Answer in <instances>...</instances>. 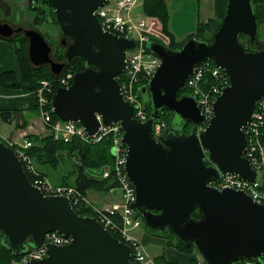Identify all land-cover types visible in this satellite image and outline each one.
I'll list each match as a JSON object with an SVG mask.
<instances>
[{
	"label": "water",
	"instance_id": "95a60500",
	"mask_svg": "<svg viewBox=\"0 0 264 264\" xmlns=\"http://www.w3.org/2000/svg\"><path fill=\"white\" fill-rule=\"evenodd\" d=\"M106 1L48 0L64 35V61L52 58L51 45L36 29L0 24V34L24 33L31 63L49 65L56 75L75 59L85 62L86 69L75 73L69 87L55 91L53 111L64 121L80 122L90 136L102 125L121 124L122 144L128 149L125 170L136 188L132 207L147 226L175 236L187 247L195 245L207 264L261 259L264 205L245 191L208 184L223 173L249 181L257 176L244 155V127L256 101L264 97V48L249 47L258 44L260 31L253 0H227L225 16L211 41L192 37L178 49L157 41L147 44L161 64L142 90L145 108L152 109L146 122L134 117V106L124 99L116 78L126 68V52L137 42L103 29L94 11ZM209 59L227 72L230 85L215 100L207 127L200 129L205 117L197 99L181 93L195 67ZM164 110L174 113L171 129L156 139L154 124ZM186 122L192 124L189 134L183 130ZM196 210L199 218L193 216ZM0 231L4 234L0 244L19 255L42 246L46 233L71 237L69 245L48 244V255L30 264H130L132 256L131 246L94 215H80L68 197L45 195L34 186L14 148L2 138Z\"/></svg>",
	"mask_w": 264,
	"mask_h": 264
},
{
	"label": "built area",
	"instance_id": "2783aa9c",
	"mask_svg": "<svg viewBox=\"0 0 264 264\" xmlns=\"http://www.w3.org/2000/svg\"><path fill=\"white\" fill-rule=\"evenodd\" d=\"M142 0H107L106 3L97 8L94 13L99 18L104 30L118 36L132 38L137 42V47L126 52V68L122 74L117 76L121 86V92L126 101L134 106V117L142 122L151 118L146 110L144 102L140 97V90L148 86L151 78L158 69L161 59L148 50L147 44L152 31L147 26V20L143 14H136L137 6ZM32 7H37V0H28ZM59 77L54 81L41 80V87L36 94L38 98L39 114L47 127L49 133L55 140L70 142L74 137L81 140L97 143L106 136H111L112 166H102L100 178L111 179L115 184L110 191L118 190L121 201L98 208L94 211L95 217L114 236L132 248L130 264H157L155 258L149 252L144 240L138 237L136 230L141 228L143 217L132 207L136 200V188L125 170L128 149L122 144L124 131L119 122L106 127L101 126L99 132L90 136L84 126L78 121L54 120L52 117L51 96L55 93V85L69 87L74 79L73 67L64 68ZM125 78L128 83L125 82ZM138 84V85H137ZM230 85V77L227 72L219 67L213 60L209 59L198 64L187 81L186 88L198 102L199 108L205 117L200 129H205L209 120L214 115V103L223 89ZM98 118H100L98 116ZM167 124L165 121L156 119L154 124V138L165 134ZM247 137V148L244 155L256 170L257 176L254 181L241 178L235 173H223L216 180H210L208 184L219 189L232 188L245 191L256 203L264 205V97L259 98L252 113V117L244 127ZM15 149L31 183L38 187L45 195H64L69 198L75 210H80L86 199L75 188L55 186L41 175L33 163V157L28 149L33 145L29 139L23 142H9ZM80 208V209H79ZM0 231V240L3 238ZM71 237L59 232L46 233L42 246L29 248L14 264H30L32 260H41L48 255L47 245H68ZM261 259H244L242 264H261ZM263 263V262H262ZM203 264V262H199Z\"/></svg>",
	"mask_w": 264,
	"mask_h": 264
},
{
	"label": "trees",
	"instance_id": "16d2710c",
	"mask_svg": "<svg viewBox=\"0 0 264 264\" xmlns=\"http://www.w3.org/2000/svg\"><path fill=\"white\" fill-rule=\"evenodd\" d=\"M42 3L45 6L50 7V14L52 15V19L54 22L60 27L57 15L54 8L48 3V0H42ZM254 10L257 15L259 21V36H258V44H249V47L255 49L257 47L264 48V0H253ZM227 9V0H216L215 1V17L211 18L207 21H202L198 24L194 33L190 34L188 38L184 41L177 42L175 40V36L170 31V21H171V13L169 11L166 0H143V12L148 17L157 18L161 24V31L165 34L166 37L171 38V45L169 48L178 49L187 39L196 37L201 40L211 41L213 35L218 30L222 18L225 16ZM47 10L45 7H37V16L34 20V23L38 25L40 22H46L47 20ZM49 14V15H50ZM33 28L37 29L39 32V27ZM61 29V28H60ZM208 32V33H207ZM24 34V33H23ZM22 33H18L17 36L10 38V41L16 43V51L18 56V61L20 65V73L21 78L17 80L14 72H5L2 74V81L5 86H10L11 88H19L24 93L27 94L28 98V110H36L38 111V98H37V90L40 86L41 80L48 79L50 81L56 82L59 75H56L51 72L49 65L43 66H34L28 56V46L29 40ZM211 36H208L210 35ZM43 35V34H42ZM44 36V35H43ZM209 37V38H208ZM45 38V37H44ZM246 35H241L242 41H247ZM154 41L157 39H153ZM159 42V41H158ZM54 59L57 61L65 60V47H56L53 53ZM66 67H73L75 72H81L86 69L85 62L81 59H75L72 64H68ZM59 87L58 84L55 85L54 89L56 90ZM140 90V97L146 105V98L144 97V93ZM188 90V91H187ZM184 93H190L187 88ZM53 96H51L52 98ZM146 110L151 114L152 109L149 105H147ZM10 113V112H9ZM6 114V113H5ZM52 117L54 120L59 119V117L52 112ZM174 117V113L169 110H164L158 119L165 120L168 125H172V120ZM185 131L188 132L192 128V124L190 122H186ZM33 141V146L30 148L31 155L36 159V161L45 160L49 155L52 157L55 150H64L69 154L72 151L79 150L82 154L84 164L88 167H100V166H112V154H111V144L112 138L111 136L104 137L101 141L97 143L86 142L81 140L80 138L74 137L71 142L58 141L54 139V136L50 133L43 137L39 136H30L29 137ZM82 172V171H81ZM84 175V174H83ZM79 173V179L88 184L89 186L95 185L99 190L107 191L110 189L115 183L110 179L104 180H92L88 179ZM79 188V186L77 185ZM80 215L91 214L95 215L89 208H85L83 211L78 210ZM193 216L199 218L200 214L198 210L193 212ZM143 223H145L143 221ZM149 229H153L147 226ZM158 230V229H154ZM162 231V230H158ZM165 232V231H162ZM166 233V232H165ZM167 234V233H166ZM119 237L118 235H115ZM168 237L175 238L177 240L176 244H172L171 246L177 248L178 250L192 254L194 251L199 253V250L195 245H191L187 247L181 241H179L175 236L167 234ZM31 248V247H29ZM22 255L13 253L10 249H8L5 245L0 244V264H11L13 259H18ZM203 264H207L204 260ZM165 262V260L163 261ZM261 264L262 261H260Z\"/></svg>",
	"mask_w": 264,
	"mask_h": 264
},
{
	"label": "crops",
	"instance_id": "0c3cea01",
	"mask_svg": "<svg viewBox=\"0 0 264 264\" xmlns=\"http://www.w3.org/2000/svg\"><path fill=\"white\" fill-rule=\"evenodd\" d=\"M17 1H22L23 4H27L31 10L36 12V10L32 9V6L27 3V0H0V6L4 8L6 14H11L14 10L9 3L15 4ZM215 1L216 0H166L171 13L170 31L175 38L179 41L185 40L196 30L200 22L214 18ZM141 3H143V0ZM35 18L36 15L32 18V23ZM146 19L147 26L150 30L161 31L160 22L158 23L155 20L157 18L146 17ZM0 24H9L13 28L26 27L23 19H19L18 13L16 14L14 22L5 18H0ZM15 34L9 37H4L0 34V135L6 140L19 142L30 136L43 137L48 134V130L44 129L45 131H40L42 127L40 122L44 124L40 114L38 113V116L32 115L30 110L27 109L29 106L27 94L19 88L5 86L2 81V74L5 72H14L17 80L21 78L16 45L14 47L6 43V41L13 42L9 39L13 38ZM4 48L10 49L8 55L2 50ZM108 194L107 192H97L94 195L96 198H100L102 196L106 197ZM143 238L144 241L150 240L153 241L155 245H161L163 247L162 254L165 257V262L162 263L199 264L202 260L201 255L197 252L194 251L192 254L182 252L173 246L167 245L162 239L148 234L146 231H144ZM232 264H242V261Z\"/></svg>",
	"mask_w": 264,
	"mask_h": 264
},
{
	"label": "rangeland",
	"instance_id": "374dc122",
	"mask_svg": "<svg viewBox=\"0 0 264 264\" xmlns=\"http://www.w3.org/2000/svg\"><path fill=\"white\" fill-rule=\"evenodd\" d=\"M37 1H38L39 6L41 5V7H45V9L47 10V13H46L47 14V19H46L47 21L46 22L45 21L40 22L38 25H36L34 23V21L32 23L31 20L34 17V15L37 16V7H32V9L36 10V12H35V11L31 10L27 6V4H23L22 1H17L15 4L9 3V5H11L13 10H14V12L11 14H6V11L4 10V8L2 6H0V18H5L9 21L14 22L16 14L18 13L19 19L20 20L23 19V21L25 22L26 27H24V28H33V25L35 27H39V29H40L41 33L44 35L46 41L52 47V55L51 56L54 59L53 53H54L56 47H64L62 44V39H63L64 35H63V32L60 29V27H58V25L52 19V15L49 12L50 7L45 6L42 3V0H37ZM141 4L142 5L139 4L137 6L135 13L136 14H138V13L143 14L146 18L148 16H146V14L143 12V3H141ZM155 20L159 23V21L157 19H155ZM33 29H35V28H33ZM181 30H182V28H181ZM151 31H152V33H150V35H149L150 38L157 39L155 41H159L160 43H162L166 46L171 45V38L166 37L165 34L163 33V31H160V32H158L156 30H151ZM15 36H17V34H15ZM208 36H211V34ZM175 40L177 42H181V40L179 41L176 38H175ZM182 41H184V40H182ZM6 43L11 44L14 47L16 45V43H14V42L6 41ZM2 50L6 53V55H8L10 52L9 48H4ZM125 82L128 83L126 78H125ZM39 87H41V82H40ZM38 110H39V106H38ZM30 112L32 115H35V116H38V113H39L36 110H32ZM160 120H162V119H160ZM162 121H165V120H162ZM40 124L42 125V127L40 128L41 129L40 131L48 130L44 124H42L41 122H40ZM166 124H167V122H166ZM169 126L170 125L167 124V128ZM37 130H39V129H37ZM48 133H49V131H48ZM26 139L31 140L29 137H26L23 140H26ZM23 140L16 142V143L23 142ZM8 141H10V140H8ZM10 142H14V141H10ZM30 148L27 150L29 154H31ZM32 157H33V155H32ZM33 163L36 166V168L40 171L41 175L46 177L50 181L51 184H53L55 186H59V187L75 188L77 191H79L83 195V197L86 199V201L84 202L83 207L81 209L79 208L80 211H83L85 208H89L94 213V211H97L98 208L102 209L105 206L111 205L113 203H118L121 201L120 193L118 190H114V191L111 190L110 191V189L113 186L110 189H108L107 191H103V190H99L98 188H96L95 185L89 186L88 184H86L85 182H83L82 180L79 179V173H81L82 175L84 174L83 176H85L88 179L102 180L100 178V169L103 166V165L100 167H88V166H86L84 164L82 154L79 150L72 151L69 154L67 153V151H64V150H55L52 157L49 155V157H47L45 160H42V161H38V160L36 161V159L33 157ZM77 185L79 186V188L77 187ZM97 192H99V193L107 192L109 194L106 197L102 196L100 198H96L94 194ZM144 231H146L150 235H153L154 237L162 239L169 246L177 243V240L175 238L168 237L165 232L154 230V229L151 230V229L147 228V225L145 223L142 224L141 228L136 230V234L138 235V237H140L143 240H144V238H143ZM144 242L146 243L147 248H148L149 252L151 253V255L155 258L156 263L162 264V262L165 260V257L162 254L163 247L161 245L160 246L155 245L154 242L150 241V240H146ZM18 259H13L11 264H14V262L17 261ZM241 261H236L233 263H237V262H241Z\"/></svg>",
	"mask_w": 264,
	"mask_h": 264
},
{
	"label": "flooded vegetation",
	"instance_id": "af4514ba",
	"mask_svg": "<svg viewBox=\"0 0 264 264\" xmlns=\"http://www.w3.org/2000/svg\"><path fill=\"white\" fill-rule=\"evenodd\" d=\"M63 38H64V37H63ZM62 40H63V39H62ZM62 42H63V41H62ZM70 42H71V40H70V39H67V43L69 44ZM63 46H64V45H63ZM145 96H146L147 98L149 97L148 94L145 95ZM184 128H186V125L183 127V130H184L185 134H189L191 130H190L189 132H186ZM170 129H171V126H169V127L167 128V130L165 131V134H167L168 131H169ZM177 130H180V128L178 127ZM175 133H176V134H179L178 131L175 132Z\"/></svg>",
	"mask_w": 264,
	"mask_h": 264
}]
</instances>
